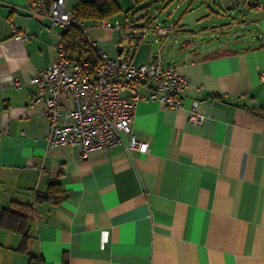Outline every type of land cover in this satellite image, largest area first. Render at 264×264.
Masks as SVG:
<instances>
[{"label":"crops","instance_id":"obj_1","mask_svg":"<svg viewBox=\"0 0 264 264\" xmlns=\"http://www.w3.org/2000/svg\"><path fill=\"white\" fill-rule=\"evenodd\" d=\"M29 1L0 0V210L60 183L64 199L38 202L30 214L28 250L37 264H264V0H235L237 17L234 0H213L214 7L205 0L206 10L189 13L232 22L200 31L185 21L169 53L170 39L161 46L153 34L159 50L141 52L144 37L136 35L135 51L123 57L122 34L141 32L145 10H124V24L114 21L120 28L86 23L107 53L121 45L116 56L134 63L161 57L190 81L178 110L137 103L132 131L147 152L119 145L86 155L48 148V120L40 106L29 108L30 79L54 61L60 40L28 11ZM155 1L164 0L132 2ZM76 2L65 0L69 8ZM207 29L218 39L203 40ZM194 99L206 116L201 124L188 121ZM21 239L0 227V264L29 263Z\"/></svg>","mask_w":264,"mask_h":264},{"label":"built area","instance_id":"obj_2","mask_svg":"<svg viewBox=\"0 0 264 264\" xmlns=\"http://www.w3.org/2000/svg\"><path fill=\"white\" fill-rule=\"evenodd\" d=\"M27 9L39 14L47 26L60 33L54 61L30 79L34 89L29 108L40 106L39 112L48 120V148L77 147L86 155L123 145L128 150L147 152L148 142L138 140L132 131L137 103L158 102L165 108L178 110L184 105L183 94L190 87L189 79L161 57L141 63L111 57L79 21L74 6L66 7L65 0H52L48 6L44 0H30ZM152 19L143 22L140 35L145 37L151 31L164 46L176 34L178 26ZM98 23L105 28L122 27L108 18ZM72 26H82L87 43L98 56L94 66L86 59L70 58L65 51L61 34ZM15 38L27 39V36ZM260 77L264 80V71ZM144 88L148 92L144 93ZM205 118L199 110V100H192L188 121L201 124Z\"/></svg>","mask_w":264,"mask_h":264},{"label":"trees","instance_id":"obj_3","mask_svg":"<svg viewBox=\"0 0 264 264\" xmlns=\"http://www.w3.org/2000/svg\"><path fill=\"white\" fill-rule=\"evenodd\" d=\"M52 0H44L48 6ZM135 4L145 0H132ZM79 21L86 27V23H95L102 18H109L121 12L117 0H77L74 6ZM63 47L70 58L86 59L91 65H95L98 56L87 43L82 26H72L61 34ZM64 190L58 181L50 182L45 191H36L31 202L13 200L0 210V227L22 234L19 250L29 256L28 264H37L38 257L28 250L30 214L34 211V205L38 202L57 204L64 199Z\"/></svg>","mask_w":264,"mask_h":264},{"label":"rangeland","instance_id":"obj_4","mask_svg":"<svg viewBox=\"0 0 264 264\" xmlns=\"http://www.w3.org/2000/svg\"><path fill=\"white\" fill-rule=\"evenodd\" d=\"M119 1H120L122 8H123V12H121L117 17L112 18L111 21L113 23L117 19L118 21L121 22V24H124V21L127 20V18H125V13H127L128 11H129V13H132V12L133 13L134 12H140L141 13L143 10H145L147 12V14L142 13L143 16H146L145 21H147L150 18L151 19L153 18L152 19L153 21H154V19H156L157 22H160L164 25L166 23H175V22L177 23L176 24L177 26H178V24H180L178 26L176 34L170 38L169 43H167V45L164 49L166 53H169L171 50H173V51L176 50L177 47L179 46V45L174 46V43H176L175 41L180 40L179 36H177V33L178 32L181 33V30L183 29V27H185V24H183V22H185V21H186L185 22L186 24H187V22L188 23L193 22L194 27H196L195 29H199L200 31L205 30L206 29L205 26L210 27L209 23H212V22H216L219 24H226V26L228 25V23L232 22V19L229 16H227V17L222 16L220 18L213 17L210 20H207V21L204 20V21L200 22V20H202V18L194 17L193 13H191V14L189 13V12H191V10H193L197 7H200V6L204 10H206L205 0H164L162 2L155 1L154 3L153 2L148 3L144 7L141 6V8L138 5L134 6V3L131 0L130 1L129 0H119ZM207 1H208L209 5H212L213 0H207ZM235 4L236 3L234 0V10H235L234 14H235V17H237L238 8ZM177 5H179V6L181 5V6L177 7ZM188 5H189V8H191V9L186 10ZM212 6L214 7V5H212ZM128 8H129V10L127 12H125L124 10H126ZM184 10H186V11L184 12ZM182 12H184L183 15H182ZM188 13H189V15H187ZM138 17H139V15H138ZM154 17H156V18H154ZM164 18H168V20L163 21ZM128 19L130 20V16ZM131 23L132 22H130V24ZM133 25L134 26L137 25V20L134 22ZM129 30L134 33L133 36L131 35V39H129L126 36V34H124V32L122 34L123 40H122L121 45L125 47V51H124L125 55H123V57H125L127 54L133 53L135 51V44L137 42L136 41V35L137 36L140 35V30L136 27H130ZM207 31H209V32H206L205 38L203 40H209L211 38L215 41L218 39L215 37V34L214 35L212 34V31H210V29H207ZM217 37H218V34H217ZM159 45H160V43H158L156 41L155 36L150 31V33L143 38L142 48H140L139 51L147 52L146 50H148V51L152 50L153 52L156 53L159 50ZM105 50L108 51V53L110 54L111 57L120 58L119 56H116L117 54H116V48L115 47L113 48V50L108 49V48H105Z\"/></svg>","mask_w":264,"mask_h":264},{"label":"water","instance_id":"obj_5","mask_svg":"<svg viewBox=\"0 0 264 264\" xmlns=\"http://www.w3.org/2000/svg\"><path fill=\"white\" fill-rule=\"evenodd\" d=\"M116 49H117L118 55H121V52H122V46H121V45H118V46L116 47ZM166 64L168 65L169 62H167Z\"/></svg>","mask_w":264,"mask_h":264}]
</instances>
